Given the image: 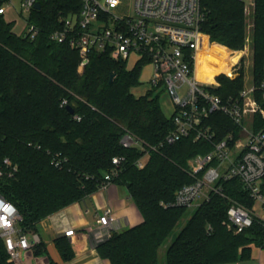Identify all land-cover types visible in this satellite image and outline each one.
<instances>
[{"label":"trees","instance_id":"trees-1","mask_svg":"<svg viewBox=\"0 0 264 264\" xmlns=\"http://www.w3.org/2000/svg\"><path fill=\"white\" fill-rule=\"evenodd\" d=\"M201 7L205 14L201 40L209 43L212 57L242 51L244 3L201 0ZM80 8L81 0H40V9L28 19L39 29L34 39L15 34L0 14V196L18 209L21 231L36 234L41 221L93 195L105 176L112 174V183L127 190L143 222L101 243L100 256L110 264H161V248L188 214L187 208L162 203L171 204L182 187L195 182L188 173L191 159L211 153L218 140L231 132L238 134L239 127L215 112L210 119L216 133L213 142H194L189 137L168 144L172 117L164 114L159 97L153 92L139 97L132 93L140 85L143 64L128 70L126 63L105 54L86 59L68 44L51 40L62 17ZM251 17L255 83L259 84L264 78V0H254ZM207 58L202 55L199 62L212 79L219 68L208 64ZM218 80L220 86L213 92L223 99L243 89L242 77ZM64 100L74 114L62 106ZM254 120L255 129L264 131V118ZM126 133L140 140L143 150L124 148L120 141ZM145 154L146 166L140 169L137 161ZM56 156L62 160L59 168L53 164ZM115 157L121 159L118 166L113 164ZM217 187L219 192L194 208L172 239L164 264L238 263L249 258L252 245L264 248L260 223L240 234L228 226L231 206H254L249 193L236 179L221 181ZM57 247L64 261L74 257L65 239ZM45 252L44 245L35 246V255ZM0 264H14L1 238Z\"/></svg>","mask_w":264,"mask_h":264},{"label":"built area","instance_id":"built-area-1","mask_svg":"<svg viewBox=\"0 0 264 264\" xmlns=\"http://www.w3.org/2000/svg\"><path fill=\"white\" fill-rule=\"evenodd\" d=\"M0 1L3 4L8 0ZM241 1L247 10L254 6V0ZM22 3V14L27 17V30L23 35L34 39L39 29L29 24L28 19L31 12L37 10L35 6L40 0H22ZM121 5L122 0H81L79 12L62 17L60 29L50 38L68 44L86 59L98 53L116 62L127 64L132 58L136 65L151 66L153 91L166 90L175 107L171 116L173 130L166 138L168 144L189 137H193L194 142H213L216 133L210 124L212 114L220 112L228 116L239 127L238 134L229 133L215 143L211 153L191 159L188 173L195 182L182 187L171 204L162 205L196 208L212 192H219L217 185L221 181L236 179L254 200V206L251 209L231 206L227 212L229 228L240 234L255 223L264 227V131L256 130L254 124L255 116L264 118V78L259 84L227 99L213 92L217 87L210 80L198 78L200 57H212L209 43L203 44L201 40L204 35L200 26L205 19L201 0H135L134 15L118 16L114 11ZM5 13L6 8L2 6L0 14ZM203 83L209 87H204ZM68 104V100L62 102V106ZM120 143L127 149L143 150L142 142L130 133L124 134ZM147 158L145 154L137 161L140 169L146 166ZM4 163L12 167L10 160ZM120 163V158L113 159L114 165ZM53 164L61 167V158L54 157ZM112 176H105L101 188L112 183ZM21 221L16 206L0 196V238L5 241L10 261L14 264H19L22 254L38 242L35 236L34 243H31L27 234L21 231ZM98 224L101 232L99 244L109 241L118 230L111 209L104 211ZM74 233L71 229L65 232V236L71 237Z\"/></svg>","mask_w":264,"mask_h":264},{"label":"crops","instance_id":"crops-1","mask_svg":"<svg viewBox=\"0 0 264 264\" xmlns=\"http://www.w3.org/2000/svg\"><path fill=\"white\" fill-rule=\"evenodd\" d=\"M106 209H111L115 215L117 233L143 222L127 190L111 183L83 201L41 221L37 225L36 234H27L31 243H34L35 236L38 242L30 251L22 254L19 264H48L50 261L57 264H110L98 252V239L101 235L98 220ZM71 229L75 231L74 235L66 237L65 232ZM62 239L68 242L74 253L69 261L63 260L57 247V242ZM39 244L45 246L46 252L37 256L34 249ZM228 264H264V248L252 245L247 260Z\"/></svg>","mask_w":264,"mask_h":264},{"label":"rangeland","instance_id":"rangeland-1","mask_svg":"<svg viewBox=\"0 0 264 264\" xmlns=\"http://www.w3.org/2000/svg\"><path fill=\"white\" fill-rule=\"evenodd\" d=\"M134 1L135 0H122V5L114 11L118 16L134 15ZM22 0H8L2 4L6 8L7 12L4 15V19L7 23L12 24L13 32L17 35H23L27 30V17L25 14H22ZM254 6H249L248 10L245 8L246 16V41L245 47L242 51L230 50L229 56L212 58L208 57L207 62L210 65L218 66V71L212 76V79H209L208 71L205 69L204 65L198 63V65L205 71H198V78L205 79L208 76V79L212 84H215V87H219L220 83L218 77L225 76L229 80H236L237 78L242 77L243 80V89L254 86L255 83V71L257 70V63L254 59L253 51V41H252V31H253V22L251 13ZM220 59V60H218ZM136 66L135 60L130 59L126 64L128 70L134 69ZM153 69L151 66H147L142 69L140 74V85L136 87L132 93L139 97L147 94L148 92H153L155 96L159 97V102L164 114L170 118L175 110L174 104L171 100L170 95L164 89L158 91H153L150 80L152 78ZM206 74V75H205ZM203 86L208 88L207 83H203ZM242 89V90H243ZM201 202V201H200ZM194 208L188 209V214L184 218L175 231L173 232L171 238L168 239L166 244L160 250L161 264H164V253L166 248L170 245L171 241L179 233L187 219L191 216ZM258 214H261V211L258 210Z\"/></svg>","mask_w":264,"mask_h":264},{"label":"water","instance_id":"water-1","mask_svg":"<svg viewBox=\"0 0 264 264\" xmlns=\"http://www.w3.org/2000/svg\"><path fill=\"white\" fill-rule=\"evenodd\" d=\"M35 8L38 10L40 9V4H36ZM114 78V75L111 76V81ZM66 110L70 113V114H74L75 110L72 106H66Z\"/></svg>","mask_w":264,"mask_h":264},{"label":"bare ground","instance_id":"bare-ground-1","mask_svg":"<svg viewBox=\"0 0 264 264\" xmlns=\"http://www.w3.org/2000/svg\"><path fill=\"white\" fill-rule=\"evenodd\" d=\"M199 70H203V69L198 65V67H197V76H198V71H199ZM203 71H204V70H203ZM204 73H205V71H204ZM205 75H206V74H205ZM206 79H208V76L205 77V80H206ZM208 80H209V79H208Z\"/></svg>","mask_w":264,"mask_h":264}]
</instances>
